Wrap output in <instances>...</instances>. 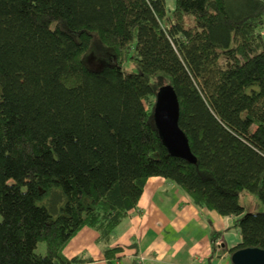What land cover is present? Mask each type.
<instances>
[{
    "label": "trees",
    "instance_id": "1",
    "mask_svg": "<svg viewBox=\"0 0 264 264\" xmlns=\"http://www.w3.org/2000/svg\"><path fill=\"white\" fill-rule=\"evenodd\" d=\"M166 87L193 163L155 126ZM152 177L234 218L229 257L264 250V212L239 203L264 208V0H0V264L89 262L63 254L85 227L118 263Z\"/></svg>",
    "mask_w": 264,
    "mask_h": 264
},
{
    "label": "crops",
    "instance_id": "2",
    "mask_svg": "<svg viewBox=\"0 0 264 264\" xmlns=\"http://www.w3.org/2000/svg\"><path fill=\"white\" fill-rule=\"evenodd\" d=\"M233 221V217L196 206L174 183L152 177L145 183L137 207L115 229L108 246L124 248L115 264H222L228 251L240 242L237 230L229 237ZM212 237L222 242L214 253ZM97 239L98 233L85 227L63 254L90 260L84 264H109L104 245Z\"/></svg>",
    "mask_w": 264,
    "mask_h": 264
},
{
    "label": "water",
    "instance_id": "3",
    "mask_svg": "<svg viewBox=\"0 0 264 264\" xmlns=\"http://www.w3.org/2000/svg\"><path fill=\"white\" fill-rule=\"evenodd\" d=\"M177 97L169 87L161 89L156 98L153 120L163 143L171 154L189 163L194 162L185 135L178 127ZM232 264H264V250L243 248L232 253Z\"/></svg>",
    "mask_w": 264,
    "mask_h": 264
},
{
    "label": "rangeland",
    "instance_id": "4",
    "mask_svg": "<svg viewBox=\"0 0 264 264\" xmlns=\"http://www.w3.org/2000/svg\"><path fill=\"white\" fill-rule=\"evenodd\" d=\"M174 7H175V0H165V9L167 11V14H171V12L174 10ZM192 20L193 19L189 15H187L185 17V21H186V23H188V25L191 24ZM220 65H224V64L221 62ZM123 68L129 73L136 71V69L134 67H132V65H130L129 63H125L123 65ZM239 203L243 207H245V211H247V212H256V211L264 212V208H260L258 210L255 208V206L258 204V201H257L256 196L253 194L243 193L239 199ZM235 230H237V229L233 228V230L231 232H229V234H232V235H229V237H231V238L233 237V234H235L234 233ZM215 241L217 242L218 240H215ZM221 244H222V242H220V241L217 242V245L215 244L217 246V249L221 246ZM35 253L42 255V256L45 255V244L43 242L38 243L37 248L35 249ZM227 262H230V264H231L230 257H226V260H224L222 262V264H227Z\"/></svg>",
    "mask_w": 264,
    "mask_h": 264
},
{
    "label": "built area",
    "instance_id": "5",
    "mask_svg": "<svg viewBox=\"0 0 264 264\" xmlns=\"http://www.w3.org/2000/svg\"><path fill=\"white\" fill-rule=\"evenodd\" d=\"M139 258H140V261L142 262L143 261V257L140 256Z\"/></svg>",
    "mask_w": 264,
    "mask_h": 264
},
{
    "label": "bare ground",
    "instance_id": "6",
    "mask_svg": "<svg viewBox=\"0 0 264 264\" xmlns=\"http://www.w3.org/2000/svg\"><path fill=\"white\" fill-rule=\"evenodd\" d=\"M138 261H140V258H138Z\"/></svg>",
    "mask_w": 264,
    "mask_h": 264
}]
</instances>
